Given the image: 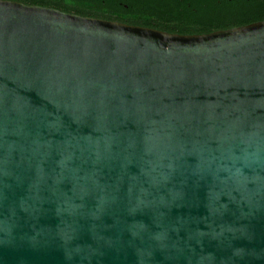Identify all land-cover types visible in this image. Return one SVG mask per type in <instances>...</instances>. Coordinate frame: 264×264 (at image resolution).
Returning a JSON list of instances; mask_svg holds the SVG:
<instances>
[{
  "label": "water",
  "instance_id": "1",
  "mask_svg": "<svg viewBox=\"0 0 264 264\" xmlns=\"http://www.w3.org/2000/svg\"><path fill=\"white\" fill-rule=\"evenodd\" d=\"M0 264H264V21L0 0Z\"/></svg>",
  "mask_w": 264,
  "mask_h": 264
},
{
  "label": "trees",
  "instance_id": "2",
  "mask_svg": "<svg viewBox=\"0 0 264 264\" xmlns=\"http://www.w3.org/2000/svg\"><path fill=\"white\" fill-rule=\"evenodd\" d=\"M179 35L264 21V0H8Z\"/></svg>",
  "mask_w": 264,
  "mask_h": 264
}]
</instances>
